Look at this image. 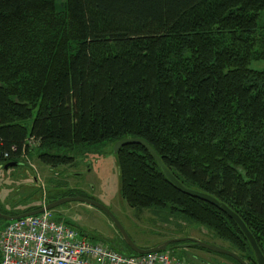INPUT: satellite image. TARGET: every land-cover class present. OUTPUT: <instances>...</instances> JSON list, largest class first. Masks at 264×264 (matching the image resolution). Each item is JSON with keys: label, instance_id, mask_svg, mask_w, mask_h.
Returning <instances> with one entry per match:
<instances>
[{"label": "trees", "instance_id": "obj_1", "mask_svg": "<svg viewBox=\"0 0 264 264\" xmlns=\"http://www.w3.org/2000/svg\"><path fill=\"white\" fill-rule=\"evenodd\" d=\"M263 11L264 0H0V164L29 141L55 167L142 139L183 185L236 212L264 255V69L249 67ZM115 155L130 207L203 225L256 264L236 223L178 190L147 148Z\"/></svg>", "mask_w": 264, "mask_h": 264}, {"label": "rangeland", "instance_id": "obj_2", "mask_svg": "<svg viewBox=\"0 0 264 264\" xmlns=\"http://www.w3.org/2000/svg\"><path fill=\"white\" fill-rule=\"evenodd\" d=\"M57 9L63 11L60 2ZM257 22L259 30L256 35L262 42L254 48L263 50V53L260 58L251 60L249 67L264 69V11L259 14ZM36 145L29 141L30 151L18 158L17 165L0 168V207L7 214L43 205L65 196L68 191H79L107 206L138 247L190 236L235 250L207 227L182 216L168 215L165 210L157 208L130 207L119 192L117 158L112 143L74 150L70 153L74 157L72 164L55 167L47 166L38 159L39 150ZM52 213L56 219L72 223L89 241L101 242L129 254L117 227L100 209L71 200L53 208ZM7 222L0 218V230ZM167 248L175 256L194 264H235L223 256L193 246L172 243Z\"/></svg>", "mask_w": 264, "mask_h": 264}, {"label": "built area", "instance_id": "obj_3", "mask_svg": "<svg viewBox=\"0 0 264 264\" xmlns=\"http://www.w3.org/2000/svg\"><path fill=\"white\" fill-rule=\"evenodd\" d=\"M7 157V155H6ZM5 157V158H6ZM0 264H194L171 250L124 254L91 242L52 210L8 221L0 230Z\"/></svg>", "mask_w": 264, "mask_h": 264}, {"label": "water", "instance_id": "obj_4", "mask_svg": "<svg viewBox=\"0 0 264 264\" xmlns=\"http://www.w3.org/2000/svg\"><path fill=\"white\" fill-rule=\"evenodd\" d=\"M132 143H138V144L143 145L145 148H147V150L150 152V154L154 157V159L158 163V165H159L160 169L162 170L163 174L165 175V177L178 190H180V191H182V192H184L190 196L199 198L201 200H204V201L214 205L215 207H217L221 211H223L230 219H232L236 223V225L239 227L240 231L243 233L245 238L247 239L249 246L253 252L255 263L256 264H264V255L262 254L260 248L258 247L256 240L253 237L252 233L248 230V228L246 227L245 223L240 218V216L236 212H234L232 209H230L226 204L219 201L214 196H212L208 193H205L203 191H200V190H197L194 188H190V187H186L185 185H183L168 170V168L162 163L159 156L155 153V151L144 140L139 139V138H130V137L120 139V140L113 143V152L116 153L117 150L121 146L126 145V144H132ZM17 164H18V162L12 161V162H8L3 167L8 168L11 166H15ZM71 200L84 202L86 204L94 206V207L100 209L101 211H103L111 219V221L114 223V225L117 227L118 231L122 235L127 246L136 254H146V253L160 251V250H168L167 246L169 244L178 243L181 246H193V247H198V248L208 250V251L213 252V253L223 254V255H226V256L233 258L239 264H247L237 253H235L231 249H228V248H225L222 246H217V245H214L211 243H207V242L201 241L199 239H196V238H193L190 236L170 238V239L164 240L162 242H159V243H157L151 247H138L131 241V239L129 238V236L127 235L125 230L123 229L122 225L120 224L118 219L115 217V215L111 212V210L107 206H105L103 203L95 200L94 198L87 197V196L66 195V196H63L61 198L52 200L48 203H45L44 205H42L36 209H32V210H28V211H22V212L17 213V214L10 215V214H5V213L0 212V218L4 219L5 221H11V220H14L17 218L38 214L44 210H52L53 208L65 203V202L71 201Z\"/></svg>", "mask_w": 264, "mask_h": 264}, {"label": "flooded vegetation", "instance_id": "obj_5", "mask_svg": "<svg viewBox=\"0 0 264 264\" xmlns=\"http://www.w3.org/2000/svg\"><path fill=\"white\" fill-rule=\"evenodd\" d=\"M0 168H4V167H2V165L0 164ZM4 169H7V168H4ZM0 212L7 214L4 210H2L1 207H0ZM10 215H13V214H10Z\"/></svg>", "mask_w": 264, "mask_h": 264}, {"label": "crops", "instance_id": "obj_6", "mask_svg": "<svg viewBox=\"0 0 264 264\" xmlns=\"http://www.w3.org/2000/svg\"><path fill=\"white\" fill-rule=\"evenodd\" d=\"M153 245H155V244H144V245L141 246V247H151V246H153Z\"/></svg>", "mask_w": 264, "mask_h": 264}]
</instances>
